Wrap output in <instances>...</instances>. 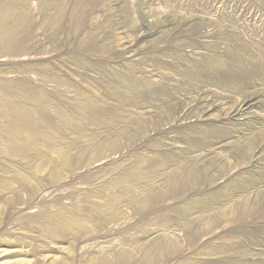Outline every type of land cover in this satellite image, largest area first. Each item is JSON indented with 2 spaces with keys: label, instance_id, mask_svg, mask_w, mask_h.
<instances>
[{
  "label": "rangeland",
  "instance_id": "rangeland-1",
  "mask_svg": "<svg viewBox=\"0 0 264 264\" xmlns=\"http://www.w3.org/2000/svg\"><path fill=\"white\" fill-rule=\"evenodd\" d=\"M2 5L0 264H138L154 243L167 250L154 264H264V0ZM119 181L133 202L112 197ZM105 200L115 219L89 222ZM76 215L86 230H45Z\"/></svg>",
  "mask_w": 264,
  "mask_h": 264
},
{
  "label": "bare ground",
  "instance_id": "bare-ground-1",
  "mask_svg": "<svg viewBox=\"0 0 264 264\" xmlns=\"http://www.w3.org/2000/svg\"><path fill=\"white\" fill-rule=\"evenodd\" d=\"M7 11H8L7 5H2L0 7V32L3 34V37L0 38V45L3 44V43H8L9 41L11 42V40H13V38H14V33H13L14 30L10 26H8L6 24ZM241 62L245 63L244 60L241 61ZM245 64H241L242 66L240 65V67L245 66ZM214 73H215V71H214ZM215 75L213 74V77H215L217 79V82L222 84V85H225V86H233L234 85V86L238 87V86H240L243 83L242 82L243 81V78H242L243 75L242 76H239L237 74H235V75H231V74L225 75V74L219 72V70L216 71ZM5 112L7 114H9L12 118H15L16 121H18L21 125H24V126H27V127L30 128V122L28 121L27 118H25L24 112L22 110H20L18 107L14 106V103L12 101L6 102ZM186 175H187V173H186ZM187 182H188V178L185 175L173 178V180L171 182V189H170L169 194L171 196H175V195H178V194L182 193L183 190H184V186H185V184ZM114 186L115 187H114V190L112 191V193H113L112 197L113 196L119 197L120 198L119 199V203L120 202L121 203L133 202L132 198H130V197L129 198H127V197L125 198V195L122 194L124 191H126L127 189L130 188V184H128L127 181H124V182L123 181H119V182L115 183ZM139 187H140V185H139ZM112 197H109V198H112ZM155 199L156 198L153 197V196L146 195L143 198V200L142 199H140V201L138 200L139 201L140 210L143 213L146 212L148 209L151 208L152 203L155 201ZM197 203H200V205L202 207H207L210 204V201L203 198V199L197 200ZM112 208H113V206L111 205V201L109 202V200H105L104 204L103 203L100 204V203H97V202L96 203L92 202L90 204V206L87 207V209H84V211H86V215H87V218H88L87 220L89 222H91V223H94V222H97V221H101L103 218L105 220H107V221L115 219V217H116L115 212H114L115 210L112 209ZM188 212H189V210L186 208L182 212V214L184 215V214H187ZM170 221H171V217L165 216V215H160V216L156 217L155 220H153V222L162 223V224L163 223L167 224ZM60 223L68 224L69 226L77 228L80 232L83 229H85V227H84L85 225H84L83 219H81L78 215H76L74 218H71V217L63 218L62 216H57V217H55V219L50 220V222L48 223V225H47L45 230L51 234V233H53L56 230V228H58V224H60ZM205 223H206V227H204L203 229L201 228V231H200L201 234L206 229L214 227V225L216 224V219L212 220V221L206 220ZM200 233H198V234H200ZM194 234H196V233H194ZM194 238H195V236H194ZM169 249L171 250V248H169ZM148 250H149V252L146 253L145 257L143 256L144 259L142 260V262H140L138 264H154V262L157 260V257L161 256L162 253L165 254L164 252L167 251V250H165V248H162L157 243H154V244L150 245V248H148ZM122 261L126 262L125 264H135L132 260L126 259V258H123ZM124 262H122V263H124ZM90 264H105V263L100 262V261L95 260V259L94 260L92 259Z\"/></svg>",
  "mask_w": 264,
  "mask_h": 264
}]
</instances>
